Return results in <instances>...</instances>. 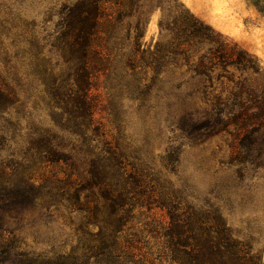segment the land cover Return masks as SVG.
Instances as JSON below:
<instances>
[{"label":"trees","instance_id":"1","mask_svg":"<svg viewBox=\"0 0 264 264\" xmlns=\"http://www.w3.org/2000/svg\"><path fill=\"white\" fill-rule=\"evenodd\" d=\"M155 10L159 39L147 43L144 22ZM49 45L55 64L49 56H0V114L20 107L18 70L27 59L53 122L31 127L23 147L0 160V264H262L216 209L190 204L96 116L114 91L145 101L163 73L181 70L188 79L171 83L173 91L189 89L204 109L168 114L175 127L194 143L228 134L229 163H253L264 155L257 58L176 0L63 4ZM3 143L0 136V150ZM177 152L162 157L165 168L174 169ZM59 208L79 220L69 218L73 245L51 255L26 250L18 230Z\"/></svg>","mask_w":264,"mask_h":264},{"label":"rangeland","instance_id":"2","mask_svg":"<svg viewBox=\"0 0 264 264\" xmlns=\"http://www.w3.org/2000/svg\"><path fill=\"white\" fill-rule=\"evenodd\" d=\"M75 1L0 0V56H49L55 64L58 55L49 41L58 11L63 4ZM176 3L253 54L261 67L258 82L264 81V0H176ZM160 16L159 10L146 15L145 42L159 39ZM28 70L29 64L24 59L18 70L20 107L9 115L0 114V136L4 138L0 160L23 147L31 127L53 125L43 86ZM160 79V91L145 101H134L125 92L114 91L104 111L96 116L109 133L119 137L128 153L140 155L190 204L216 209L232 235L248 243L264 264V155L257 156L253 163H229L231 139L225 133L194 143L168 117V114L179 116L185 108L191 112L204 109L198 96L187 97L189 89L176 93L171 87V83L188 76H182L181 70L168 69ZM260 146L264 154V142ZM172 147L178 148V152L171 170L165 168L162 157ZM70 217L77 225V215L70 216L64 208L52 211L46 222L45 217L39 219L35 213L29 219H38L37 223L25 224L18 230L23 247L34 254L47 255L69 250L77 227L70 223Z\"/></svg>","mask_w":264,"mask_h":264}]
</instances>
